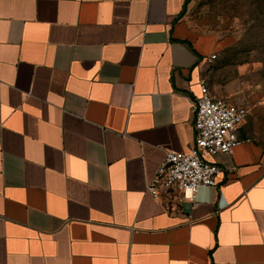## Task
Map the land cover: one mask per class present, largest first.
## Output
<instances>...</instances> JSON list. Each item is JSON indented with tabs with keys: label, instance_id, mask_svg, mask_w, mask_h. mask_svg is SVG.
<instances>
[{
	"label": "crops",
	"instance_id": "crops-1",
	"mask_svg": "<svg viewBox=\"0 0 264 264\" xmlns=\"http://www.w3.org/2000/svg\"><path fill=\"white\" fill-rule=\"evenodd\" d=\"M188 2L0 0V264H264V146L245 121L208 156L216 186L148 190L193 145L229 44L191 29Z\"/></svg>",
	"mask_w": 264,
	"mask_h": 264
},
{
	"label": "rangeland",
	"instance_id": "rangeland-1",
	"mask_svg": "<svg viewBox=\"0 0 264 264\" xmlns=\"http://www.w3.org/2000/svg\"><path fill=\"white\" fill-rule=\"evenodd\" d=\"M185 19L197 34L228 40L205 79L213 95L249 109L244 126L264 146V0H189Z\"/></svg>",
	"mask_w": 264,
	"mask_h": 264
},
{
	"label": "built area",
	"instance_id": "built-area-1",
	"mask_svg": "<svg viewBox=\"0 0 264 264\" xmlns=\"http://www.w3.org/2000/svg\"><path fill=\"white\" fill-rule=\"evenodd\" d=\"M217 54L208 59L210 64ZM201 95L193 100L195 141L187 151H169L148 190L159 197L163 190L178 189L194 201L202 187L216 186L220 166L208 156L229 154L240 142L237 130L247 119L249 109L212 95L205 77L201 79Z\"/></svg>",
	"mask_w": 264,
	"mask_h": 264
}]
</instances>
